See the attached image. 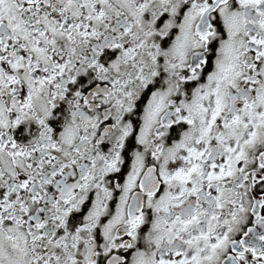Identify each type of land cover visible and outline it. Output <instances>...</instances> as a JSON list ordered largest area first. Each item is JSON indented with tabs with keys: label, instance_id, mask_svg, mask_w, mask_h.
I'll return each instance as SVG.
<instances>
[{
	"label": "snow or ice",
	"instance_id": "obj_1",
	"mask_svg": "<svg viewBox=\"0 0 264 264\" xmlns=\"http://www.w3.org/2000/svg\"><path fill=\"white\" fill-rule=\"evenodd\" d=\"M0 264H264V0H0Z\"/></svg>",
	"mask_w": 264,
	"mask_h": 264
}]
</instances>
